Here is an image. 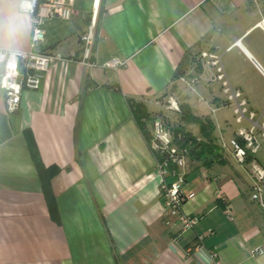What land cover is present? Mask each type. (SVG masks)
I'll list each match as a JSON object with an SVG mask.
<instances>
[{
	"label": "crops",
	"instance_id": "obj_1",
	"mask_svg": "<svg viewBox=\"0 0 264 264\" xmlns=\"http://www.w3.org/2000/svg\"><path fill=\"white\" fill-rule=\"evenodd\" d=\"M18 2L0 3V49H29L30 17ZM70 5L71 20L47 22L38 47L59 50L66 61L46 72L39 90L23 91L14 113L6 112L0 90V264H212V255L217 264H264V216L249 198L250 166L239 165L221 145L255 126L261 148L254 162L264 169V30L258 25L264 0ZM91 19L96 37L92 64L85 67L79 63V37ZM202 52L218 57L228 88L240 97L228 100L207 63L191 74L194 85L177 83L178 71H193ZM113 59L121 65L103 67ZM168 96L195 118L209 120L217 150L206 158L191 155L178 167L183 191L194 194L182 210L199 219L186 233L164 224L160 187L173 178L157 169L130 108L141 104L149 118L162 114L202 141L198 125L165 109ZM242 101L246 113L237 123ZM26 133L41 164L57 169L50 180L55 218ZM255 248L263 254L254 255Z\"/></svg>",
	"mask_w": 264,
	"mask_h": 264
},
{
	"label": "built area",
	"instance_id": "obj_2",
	"mask_svg": "<svg viewBox=\"0 0 264 264\" xmlns=\"http://www.w3.org/2000/svg\"><path fill=\"white\" fill-rule=\"evenodd\" d=\"M18 10L30 17L31 34L29 49L27 51L0 49V90L3 93L4 106L7 113H14L20 105L21 94L25 90L37 91L41 86L42 79L46 72L56 64L65 62L66 59L59 50L48 52L38 51V47L44 42V25L52 20L63 22L70 21L74 12L70 5V0H19ZM258 25L264 30V19ZM96 37V23L91 19L85 31L79 37L81 56L79 63L85 67L91 66L93 48ZM201 64H209L215 67V79L222 82L224 93L228 100L240 97L239 93L232 92L219 65V59L208 52H202ZM121 62L116 59L110 60L103 65L106 69H116ZM199 65V64H198ZM186 72L179 80L192 86L196 82V77ZM246 103L242 101L237 105L235 114L236 122L239 123L246 113ZM165 109L173 113H180L179 105L176 100L168 96ZM253 114L249 113L252 119ZM168 118L162 114L152 116L151 122V149L154 154L162 158L156 160V167L163 177L171 176L170 183L163 182L160 187L162 197L163 213L162 219L166 226L174 223L179 226L181 233L192 231L199 222L198 217L188 215L183 212L182 207L185 202L194 198V194L185 193L184 176L179 173L178 167L184 165L189 156L191 140L173 130ZM255 126L248 130L240 129L228 143L221 142L223 148H229L234 160L239 165H249L252 175V185L249 191V198L264 216V169L254 162V156L259 152L261 145L255 131ZM264 137V133H262ZM170 166L173 167L170 170ZM225 214L229 220L232 215L227 209ZM199 242L201 236H197ZM254 255H262L263 250L255 248ZM212 264L215 263V255L211 256Z\"/></svg>",
	"mask_w": 264,
	"mask_h": 264
},
{
	"label": "trees",
	"instance_id": "obj_3",
	"mask_svg": "<svg viewBox=\"0 0 264 264\" xmlns=\"http://www.w3.org/2000/svg\"><path fill=\"white\" fill-rule=\"evenodd\" d=\"M185 70L186 68H181L178 71V74H176V78L183 76L186 72ZM192 70L194 74L201 73V68L198 64ZM130 108L132 110L133 115L136 118V121L141 131L143 132L144 136L148 138L147 130H145L146 129L145 121H148L149 114L147 113L145 107L141 104L132 102L130 104ZM180 119L188 124L198 125L201 137L203 139L201 141L196 138H193L188 133L184 132L180 128H177L178 131L181 132L182 135L188 134V137L186 138H189L191 140L192 147L190 148L189 156L191 155L198 156L199 158H201V156H204L206 158V157L211 156L213 151L214 153L217 152L215 148V140L213 142V138H212L213 126L211 125L209 120H202V119L195 118L191 114L189 108L186 105H180ZM25 135H26V139L28 142V147H29L32 160L34 162L35 168L37 170V173L40 179L41 189H42L43 196L46 201L50 216L52 218H55L57 216V210H56V203L54 200V196H53L51 186H50V180L57 173V169L54 167L45 168L41 164L36 148H35V145H34V142L32 141L29 134L26 133ZM154 156L156 160L162 159L158 157V155L156 154H154ZM171 168L173 169V167L170 166V170H172Z\"/></svg>",
	"mask_w": 264,
	"mask_h": 264
},
{
	"label": "rangeland",
	"instance_id": "obj_4",
	"mask_svg": "<svg viewBox=\"0 0 264 264\" xmlns=\"http://www.w3.org/2000/svg\"><path fill=\"white\" fill-rule=\"evenodd\" d=\"M201 55L200 54H196V56L194 57V60H193V62H192V64H191V68L193 69L194 68V65H195V67L197 66V64H201V57H200ZM191 69V70H192ZM212 72L214 73V68H213V70H212ZM192 74L193 73V71H190V72H188V74ZM176 81H178L177 83H180V84H182L183 85V87H185L186 89H187V87H186V85L184 84V83H182L179 79L178 80H176ZM188 86V85H187ZM176 89H177V87H176ZM172 93V92H171ZM177 102V101H176ZM156 115V114H155ZM149 128L151 127V122H152V117L151 118H149ZM146 122V121H145ZM145 124H147V122L145 123ZM185 127L186 128H189L187 125H185ZM145 130H147V129H145ZM173 130L175 131V132H179L178 131V129L177 128H175V127H173ZM194 130L196 131V128H194ZM181 133V132H180ZM183 136L185 137V139H186V137H188V134L186 135H184L183 134ZM147 142L150 144V145H152V141H151V134L149 135L148 134V138H147ZM188 157H190V156H188ZM188 159V158H187Z\"/></svg>",
	"mask_w": 264,
	"mask_h": 264
},
{
	"label": "clouds",
	"instance_id": "obj_5",
	"mask_svg": "<svg viewBox=\"0 0 264 264\" xmlns=\"http://www.w3.org/2000/svg\"><path fill=\"white\" fill-rule=\"evenodd\" d=\"M4 2V0H0V3H3Z\"/></svg>",
	"mask_w": 264,
	"mask_h": 264
}]
</instances>
